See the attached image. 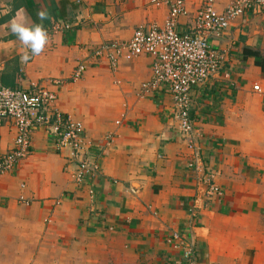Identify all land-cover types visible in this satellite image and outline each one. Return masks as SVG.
I'll use <instances>...</instances> for the list:
<instances>
[{
    "label": "crops",
    "instance_id": "1",
    "mask_svg": "<svg viewBox=\"0 0 264 264\" xmlns=\"http://www.w3.org/2000/svg\"><path fill=\"white\" fill-rule=\"evenodd\" d=\"M202 1L187 0L189 13ZM234 1L215 0V10ZM21 8L27 26L43 24L48 33L39 56L11 31ZM166 16L150 0H0V85L55 94V109L82 124L101 168L76 185L67 152L34 131L28 155L0 176V264H185L182 240L196 264H264V6L211 40L223 64L191 97L195 150L177 129L170 95L141 96L147 57L115 71L90 60L70 81L96 46L127 41ZM54 22L70 30L53 32ZM179 24L190 31L192 17ZM25 51L30 59L22 62ZM15 136L11 121L0 125V157ZM208 176L213 197L202 183Z\"/></svg>",
    "mask_w": 264,
    "mask_h": 264
},
{
    "label": "built area",
    "instance_id": "2",
    "mask_svg": "<svg viewBox=\"0 0 264 264\" xmlns=\"http://www.w3.org/2000/svg\"><path fill=\"white\" fill-rule=\"evenodd\" d=\"M79 3V0H72ZM187 0H150L155 7L167 8L163 24L137 27L127 41L108 42L90 51L84 62L75 66L71 82L80 80L87 70V62H104L115 71L122 62L139 57L150 60V78L140 87L142 97L166 91L172 100L173 118L177 129L186 138L187 148L195 150L194 120L191 117L192 95L220 74L223 58L212 46L213 38H220L230 23L252 9L264 6V0H235L222 12L215 10V0H203L201 6L190 14ZM192 17L190 31L180 29V19ZM53 32L70 30L67 23L54 22ZM227 78V76H225ZM255 92H260L254 86ZM57 98L37 85L29 89L12 90L0 85V125L11 121L16 131L13 148L0 157V176L11 173L24 159L31 145L32 133H47L57 152L66 151L67 160L75 166L72 180L83 185L100 173V165L92 144L84 136L82 124L55 109ZM196 157L198 156L195 154ZM189 168L201 170L198 164ZM207 197L218 195L213 179L202 182ZM92 194L91 191H89ZM20 203L28 201L19 198ZM174 239H180L174 236ZM181 258L185 264H196L193 246L181 241Z\"/></svg>",
    "mask_w": 264,
    "mask_h": 264
},
{
    "label": "clouds",
    "instance_id": "3",
    "mask_svg": "<svg viewBox=\"0 0 264 264\" xmlns=\"http://www.w3.org/2000/svg\"><path fill=\"white\" fill-rule=\"evenodd\" d=\"M24 9L21 8L16 17L10 21L11 31L18 37L25 50L30 49L32 56H39L44 51L46 45L49 43V36L44 29L43 24H35L27 26L26 17L22 15ZM38 17L43 20L46 18V13L41 11ZM22 62L30 59L27 51L21 57Z\"/></svg>",
    "mask_w": 264,
    "mask_h": 264
}]
</instances>
